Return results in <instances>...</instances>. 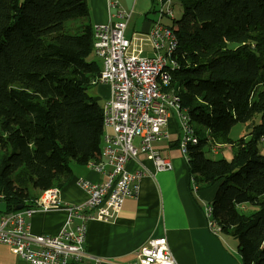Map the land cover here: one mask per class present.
I'll return each mask as SVG.
<instances>
[{"label":"trees","instance_id":"16d2710c","mask_svg":"<svg viewBox=\"0 0 264 264\" xmlns=\"http://www.w3.org/2000/svg\"><path fill=\"white\" fill-rule=\"evenodd\" d=\"M177 1L165 90L197 137L189 174L197 188L214 187L211 218L236 240L241 263L264 264V0ZM92 40L86 0H0L1 213L97 159L102 105L88 90L102 65L90 58ZM256 114L248 137L233 141L232 125ZM207 144L230 145V159L204 157Z\"/></svg>","mask_w":264,"mask_h":264},{"label":"built area","instance_id":"2783aa9c","mask_svg":"<svg viewBox=\"0 0 264 264\" xmlns=\"http://www.w3.org/2000/svg\"><path fill=\"white\" fill-rule=\"evenodd\" d=\"M164 1L156 0L157 16ZM108 9L109 21L95 28V56L100 59L102 68L92 81L93 84L107 83L110 87V97L104 102L105 114H102L106 161L96 160L95 164H89L103 174L104 179L98 183L79 180L88 200L80 204H65L67 216L56 234H32L28 218L36 211L61 206L59 188L55 196L38 198L32 206L6 214L0 212V243L30 264H75L92 258L84 249L86 221L113 220L124 201L138 194L139 179L144 171H128L127 162L143 153L157 170L171 168L154 148L156 140L167 137L164 126L171 110L179 120L178 146L182 152L184 111L178 104L169 102L165 89H155L151 79L152 66L161 61L157 44H161L166 33L162 18L157 17L147 33L127 37L125 28L131 12L117 0H108ZM145 46L149 47L150 55L144 54ZM164 78L169 81V71L164 73ZM190 186L195 192L196 184L190 182ZM204 212L206 214V205ZM208 227L215 233L210 223ZM127 264L178 263L168 248L166 238L161 236L146 240L136 257Z\"/></svg>","mask_w":264,"mask_h":264},{"label":"crops","instance_id":"0c3cea01","mask_svg":"<svg viewBox=\"0 0 264 264\" xmlns=\"http://www.w3.org/2000/svg\"><path fill=\"white\" fill-rule=\"evenodd\" d=\"M117 2L131 12L125 28L127 37L147 33L158 17L156 0ZM86 4L92 28L109 21L108 0H86ZM164 19L161 21L167 24ZM168 25H173V21ZM145 50L149 47L145 46ZM164 129L167 137L156 140L154 148L171 168L157 170L143 153L129 160L126 164L128 171H144L139 179L137 196L127 198L111 221H86L84 249L92 258L75 264H127L136 257L146 240L161 236L166 238L178 264H242L236 240L214 233L208 227L204 206L209 204L214 187L197 188L195 192L191 189L188 163L178 146L180 126L174 110L169 112ZM212 149L214 153L218 151L215 147ZM71 169L70 178L59 187L61 206L36 211L28 218L32 234H56L67 216L65 204H80L88 200L87 192L79 185L80 179L92 183L104 179L103 174L87 164H72ZM0 264L30 263L0 243Z\"/></svg>","mask_w":264,"mask_h":264},{"label":"bare ground","instance_id":"6f19581e","mask_svg":"<svg viewBox=\"0 0 264 264\" xmlns=\"http://www.w3.org/2000/svg\"><path fill=\"white\" fill-rule=\"evenodd\" d=\"M173 9V0H165L158 8V18H168L174 20V14L167 16L169 11ZM166 33L161 41V44H157V52H159V57L161 61L157 62L152 66L151 79L153 81V87L155 89H165L168 85V82L165 81L164 73L171 70L175 67L176 63L172 58V53L174 52L177 44V39L174 34V29L172 25L164 24ZM95 28L96 25L92 28V50L96 54V42H95ZM97 78V77H96ZM166 97L169 99V102L178 104V97L172 92L166 90ZM102 114H105V104H102ZM182 123L185 133H182V154L184 155L186 162L190 158L191 146L197 143V137L195 136L193 126L190 122L189 116L184 112L182 114ZM105 129L103 127L102 142L100 149L96 152V157L98 161H106V150H105ZM96 160H90L87 165L95 164ZM190 182H194L192 176H190ZM57 194V187H51L42 191L39 196L34 199L33 203L29 206L34 205L35 200L38 198H50ZM206 216L208 218V223L212 225L213 231L219 233V228L216 226L215 222L211 218V205L206 204Z\"/></svg>","mask_w":264,"mask_h":264},{"label":"rangeland","instance_id":"374dc122","mask_svg":"<svg viewBox=\"0 0 264 264\" xmlns=\"http://www.w3.org/2000/svg\"><path fill=\"white\" fill-rule=\"evenodd\" d=\"M181 5L177 0H173V14H174V21L179 19L181 15ZM164 21L167 24H171L173 20L171 19H164ZM144 54L150 55V52L145 50ZM90 58H95L100 62V59L95 56L94 53L90 55ZM90 95H96L99 98V104H103L105 101L109 99V85L107 83L99 82L88 90ZM259 121V114H256L252 121L250 122H237L232 125L230 131H229V137L233 141H237L241 137H248L249 131L253 124L258 123ZM135 144L137 143V140H134ZM217 148V152L214 153L212 147L207 144L205 145L201 153L204 157L210 158V159H219V158H225L230 159L232 152L230 145H220L215 147ZM258 149L261 154H264V137L261 138V140L258 142ZM251 207V206H250ZM5 210V203L0 200V212H3Z\"/></svg>","mask_w":264,"mask_h":264},{"label":"water","instance_id":"95a60500","mask_svg":"<svg viewBox=\"0 0 264 264\" xmlns=\"http://www.w3.org/2000/svg\"><path fill=\"white\" fill-rule=\"evenodd\" d=\"M23 207V205L22 204H19V205H17L16 207H15V209H21Z\"/></svg>","mask_w":264,"mask_h":264}]
</instances>
